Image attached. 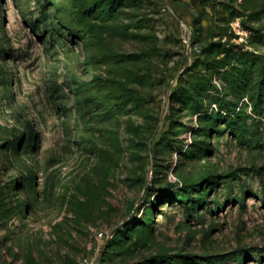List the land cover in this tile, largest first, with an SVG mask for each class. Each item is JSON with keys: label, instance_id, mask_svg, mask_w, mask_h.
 <instances>
[{"label": "rangeland", "instance_id": "rangeland-1", "mask_svg": "<svg viewBox=\"0 0 264 264\" xmlns=\"http://www.w3.org/2000/svg\"><path fill=\"white\" fill-rule=\"evenodd\" d=\"M0 264H264V0H0Z\"/></svg>", "mask_w": 264, "mask_h": 264}, {"label": "trees", "instance_id": "trees-1", "mask_svg": "<svg viewBox=\"0 0 264 264\" xmlns=\"http://www.w3.org/2000/svg\"><path fill=\"white\" fill-rule=\"evenodd\" d=\"M171 5H172V3H170ZM185 192L186 193H188L186 190H185ZM191 193V192H190ZM184 195L183 194H180V193H174V197H175V200L176 201H178V202H181V203H185V200L187 201H189L190 202V204L188 205V204H184V209H185V212H187V213H190V212H194L195 211V209H196V207L197 206H199L200 205V201L199 200H197V201H195V200H192V199H189V198H192L191 196H188L189 198H185V200H181V198L183 197ZM147 224V223H146ZM149 224V223H148ZM147 224V225H148ZM163 258L164 259H167V258H169L168 256H166V255H159L158 256V260H156L155 262H161L162 260H163ZM188 259H186L185 258V260H186V263H187V260H189V261H191V259H192V257H187Z\"/></svg>", "mask_w": 264, "mask_h": 264}, {"label": "bare ground", "instance_id": "bare-ground-1", "mask_svg": "<svg viewBox=\"0 0 264 264\" xmlns=\"http://www.w3.org/2000/svg\"><path fill=\"white\" fill-rule=\"evenodd\" d=\"M96 169H97V167H95ZM99 168V167H98ZM96 169H95V171H96ZM100 170V169H99ZM98 171V170H97ZM87 174V173H86ZM93 175V174H92ZM99 176V175H98ZM97 176V177H98ZM89 177H91L90 175H89ZM96 177V176H95ZM85 179V178H84ZM87 179V178H86ZM92 179V178H91ZM81 180V179H80ZM87 180H90V178H88ZM81 184V183H80ZM86 184V183H85ZM77 185V184H76ZM78 186V185H77ZM81 187V186H80ZM84 191V190H83ZM87 192V191H86ZM84 193V192H83ZM87 194V193H86ZM88 199V198H87ZM82 204V203H81Z\"/></svg>", "mask_w": 264, "mask_h": 264}]
</instances>
